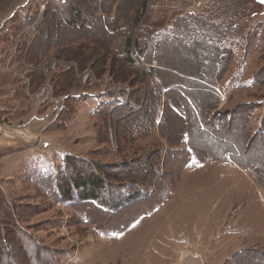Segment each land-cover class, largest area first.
<instances>
[{
	"label": "rangeland",
	"instance_id": "374dc122",
	"mask_svg": "<svg viewBox=\"0 0 264 264\" xmlns=\"http://www.w3.org/2000/svg\"><path fill=\"white\" fill-rule=\"evenodd\" d=\"M79 1L88 26L81 30L70 26L59 0H0V264H214L221 243L264 238V4H254L261 0H244L260 9L248 25L260 35L237 39L253 48L250 55L238 50L218 104L208 40L191 42L192 32L147 38L158 47L161 84L172 85L179 104L197 108L186 110L190 143L185 136L178 145L151 131L160 96L141 72L149 64L119 56L96 0ZM113 1L103 0L102 11ZM141 2L122 0L119 17ZM209 2L154 0L145 21L167 30ZM182 122L167 109L164 137L177 141ZM228 153L242 168L194 160ZM92 176L103 182L97 200H86L74 187ZM255 246L228 264H264Z\"/></svg>",
	"mask_w": 264,
	"mask_h": 264
},
{
	"label": "trees",
	"instance_id": "16d2710c",
	"mask_svg": "<svg viewBox=\"0 0 264 264\" xmlns=\"http://www.w3.org/2000/svg\"><path fill=\"white\" fill-rule=\"evenodd\" d=\"M153 1L154 0H142L141 3L131 6L128 9L126 8L127 16L132 20L130 22L128 17H119L121 15L122 0H114L110 8L105 11H102L103 0H96V7H100L96 13V16L102 20L103 26L106 28L108 35L114 36V42H112V44H117L116 50L119 51V56L123 57L124 55H128L127 62L132 65L133 59L131 57V49L134 47L142 55L145 62L150 64L149 67L142 69L141 71L143 77L145 78L143 79L148 85V88H151V91L155 92L157 95L162 94L164 90L169 88V90L165 93V96H167L168 100L166 101L164 111L166 112V110L169 109L180 113V116L183 118V122L186 123L190 121L191 117V115L186 110H190V112H192V110H197L196 105L190 102L187 109L184 105L179 104L172 96H170L169 91L171 90L172 85L170 86L168 84H161L160 77L156 71L158 63L156 54L158 47L156 42L154 43V40H151L152 42L150 43L147 42V38H155L156 40L159 35L162 34L165 38L168 36L173 38L175 35L179 37L192 32L194 34L191 42L200 39L208 40L210 48H213V54L215 55L216 53L215 63L213 64L216 67V71L214 72L212 79H210L211 85L215 88L219 85L221 80H223L225 74L229 71L233 63L238 60V52L241 51V49L244 50L245 47L247 55H250L253 45L249 46L248 43H240L237 41V39L239 37L248 39V37H252V35H255V39H257V37L260 35L258 29H256L254 26L253 30L251 28L249 29L248 25L250 24V21H252L259 13L260 9L254 6L251 7L244 0H242L243 3H238L239 0H212L211 3L209 2L210 5L206 6L204 10L199 12H189L186 15L181 16L177 23L182 28L177 26L176 23V26H173L170 29L163 30V27H160L158 30V28H155L153 25H148L145 21L148 19V15L150 16L152 14L153 10L151 11L150 8L152 7ZM254 4L255 6H263L264 3L257 1ZM115 5L116 9L114 15H112ZM57 6L64 15L66 14V20L68 19L70 21V26H72L73 29L81 30L82 28L88 27L85 24L86 22H83V8L81 7V1L76 0L72 4L71 1L62 2L59 0ZM57 6L52 10L57 11ZM92 6L94 7V5ZM47 21V18H45V20H43L38 27V35L34 39L33 46H35L38 40L40 41V38L43 37L44 28L46 27L45 23ZM116 23L119 24L116 26ZM121 35H124L126 38H124V41L121 42L123 47L121 46L120 49L121 44L118 40V37ZM210 36H214L215 41L208 39ZM215 101L218 104L221 102V98L215 95ZM159 112L160 105L158 102L156 119L154 120L152 127L154 130L152 129L151 131H156L155 122L157 121ZM254 112L255 110H252L251 117L254 116ZM249 125L251 126L250 121ZM159 128L161 133L164 134V130H162V120L159 123ZM167 140L170 141L171 144L173 143L172 140ZM249 168L254 179L259 182L260 176H258L255 168L253 166H249ZM102 182L103 181L101 177L92 176L88 180L84 181L83 184H76L74 188L76 190L81 189V195L84 197V199L97 200V194H99L96 192L98 190L97 185H101L100 183ZM65 185L69 184L63 182V184H59V188L64 192V194L70 197L72 190L68 188L65 189ZM90 185H92V187ZM85 190L86 192H84ZM0 235H3L1 234V231ZM1 237L2 236H0V238ZM1 241H3L2 238L0 242ZM233 258L229 259V261Z\"/></svg>",
	"mask_w": 264,
	"mask_h": 264
},
{
	"label": "crops",
	"instance_id": "0c3cea01",
	"mask_svg": "<svg viewBox=\"0 0 264 264\" xmlns=\"http://www.w3.org/2000/svg\"><path fill=\"white\" fill-rule=\"evenodd\" d=\"M117 5V4H116ZM116 5L114 6V8H113V14L112 15H114V12H115V9H116ZM241 51H243V49H241ZM238 61V60H237ZM237 61H235L234 63H233V65L234 64H237ZM149 64V63H148ZM150 65V64H149ZM232 65V66H233ZM230 71V70H229ZM228 71V72H229ZM227 72V73H228ZM227 73L225 74V76H224V78L226 77V75H227ZM224 78H223V80H224ZM223 80H221V82L223 81ZM221 82L219 83V85L221 84ZM219 85L217 86V87H215L214 88V93H216V95L218 96V97H220L221 98V101H223V98L218 94V92H217V90H219ZM169 90V88L168 89H166V90H164V92L162 93V94H160L159 96V105H160V112H159V114H158V117H157V121H156V130H157V133H156V135L157 136H160L161 137V139H162V141H164V140H167V138L166 137H164L165 135L164 134H162L161 133V131H160V128H159V123H160V121L161 120H163V118H164V115H165V111H164V108H165V104H166V101L168 100L167 99V96H165V93L167 92ZM120 103L119 102H116V105H119ZM174 111V110H173ZM178 116H180V113H177L176 111H174ZM182 126H183V130H182V132H181V135H180V138L176 141V140H173L172 142V145H175V144H180V143H182L183 141H184V137L186 136L187 137V140H186V142L189 144L190 143V141H191V138H190V129H191V121H188V122H186V123H184V122H182ZM162 130H164L163 129V126H162ZM163 132V131H162ZM175 142V143H174ZM230 155H231V153H230ZM229 155V153H228V158H217V159H212V158H208V159H206V160H204V161H200L199 160V157L197 156H194V160L196 161V162H198V163H206V162H221V161H228V160H231V161H233L236 165H238L239 167H241L242 168V166H243V161H239L236 157H233V156H230ZM248 173H249V175H250V177H251V179L252 178H254L253 177V175H252V173H251V171H247ZM192 245L191 246H193V247H191V249H193V250H195V251H198L197 250V247L193 244V243H191ZM261 244V246H262V248H263V251H264V238H262V237H251L250 239H248V240H239V239H237V240H230V241H225V242H223V243H221L217 248H214L213 250H214V254H215V256H216V258H218V260H216V263H214V264H227V262L229 261V259H231V258H233L235 255H237L238 253H240V252H242L246 247H248V246H252V245H257V246H259ZM232 245V246H231ZM257 246H255V247H257ZM227 247L228 248H230L229 249V251H228V249H227ZM258 248V247H257ZM256 248V249H257ZM261 248V249H262ZM258 250V249H257ZM189 254H190V251H189ZM211 259H214V257H212ZM195 263V261H193V263L192 264H194ZM180 264H189V263H183L182 261H180Z\"/></svg>",
	"mask_w": 264,
	"mask_h": 264
},
{
	"label": "built area",
	"instance_id": "2783aa9c",
	"mask_svg": "<svg viewBox=\"0 0 264 264\" xmlns=\"http://www.w3.org/2000/svg\"><path fill=\"white\" fill-rule=\"evenodd\" d=\"M192 1H197V0H192ZM131 57L132 59L134 60V62L137 64V65H143L145 64V60L144 58L142 57V55L136 50V48H133L131 50ZM4 126H2L0 124V139L2 138L3 136V133H4Z\"/></svg>",
	"mask_w": 264,
	"mask_h": 264
},
{
	"label": "snow or ice",
	"instance_id": "6c2138e0",
	"mask_svg": "<svg viewBox=\"0 0 264 264\" xmlns=\"http://www.w3.org/2000/svg\"><path fill=\"white\" fill-rule=\"evenodd\" d=\"M262 3H264V0H261Z\"/></svg>",
	"mask_w": 264,
	"mask_h": 264
}]
</instances>
